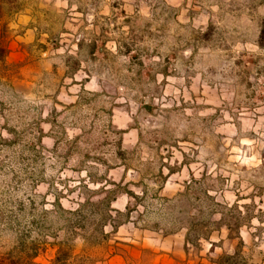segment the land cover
<instances>
[{
  "label": "rangeland",
  "instance_id": "obj_1",
  "mask_svg": "<svg viewBox=\"0 0 264 264\" xmlns=\"http://www.w3.org/2000/svg\"><path fill=\"white\" fill-rule=\"evenodd\" d=\"M263 21L264 0H0V262L264 264Z\"/></svg>",
  "mask_w": 264,
  "mask_h": 264
},
{
  "label": "trees",
  "instance_id": "obj_2",
  "mask_svg": "<svg viewBox=\"0 0 264 264\" xmlns=\"http://www.w3.org/2000/svg\"><path fill=\"white\" fill-rule=\"evenodd\" d=\"M259 46L261 48H264V21L261 25V31L259 35ZM124 194H126L129 197H133V194L130 191H125ZM194 238V239H193ZM191 236L190 233L186 235V240H185V246L189 244H197V242L200 240V238H203L205 240L209 239L208 236L205 237H193ZM241 246V244H240ZM241 248H238L233 252V254H222L219 255L216 260L213 262L214 264H248L247 260L243 257H241L240 253ZM67 254L62 251V249H58L57 251V256L53 261V264H61L65 262ZM37 257V251L34 249L31 254L28 257V263L26 264H37L34 262V259ZM0 264H4L3 262H0ZM13 264V263H12Z\"/></svg>",
  "mask_w": 264,
  "mask_h": 264
}]
</instances>
